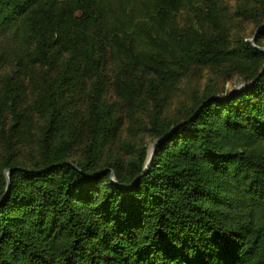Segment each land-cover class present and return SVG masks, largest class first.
<instances>
[{"label": "trees", "instance_id": "1", "mask_svg": "<svg viewBox=\"0 0 264 264\" xmlns=\"http://www.w3.org/2000/svg\"><path fill=\"white\" fill-rule=\"evenodd\" d=\"M236 2L230 21L218 0H0V264H264V26L232 27L262 25L264 0ZM183 5L204 31L178 33ZM115 62L116 95L153 103L146 168L145 145L102 162ZM191 65L245 85L160 122Z\"/></svg>", "mask_w": 264, "mask_h": 264}, {"label": "rangeland", "instance_id": "2", "mask_svg": "<svg viewBox=\"0 0 264 264\" xmlns=\"http://www.w3.org/2000/svg\"><path fill=\"white\" fill-rule=\"evenodd\" d=\"M218 1L220 5L223 6L224 15L227 17L226 19L231 21V13L234 11V7L237 4L236 0ZM142 15L143 13L139 10L135 13L136 17ZM175 24L178 28V33L191 31L188 30L189 28L204 31L206 27V25L194 15L193 11H188L184 5L176 14ZM232 27L234 33L242 34L249 40L257 29V26L252 22L246 21H239ZM1 51L2 49H0V52ZM169 58H171V56H169ZM13 64L14 59L7 58L2 64L0 63V65H2L1 71L4 73L11 72ZM115 70L116 62L106 65L105 79L107 83L104 93L107 101L112 106L110 109L115 112L118 119L114 121L116 127L112 134V138L103 149L102 162L104 164L115 161L123 168L124 164H127V162L134 157L135 153L142 145L146 147L147 159L151 153H153V142L155 140H153V137L148 131L153 128L151 121L154 116V108L152 101L147 96L144 106H142V102H136L138 107L135 108L133 102L130 104L128 103L130 102L129 99L116 95L113 86L110 85L116 74ZM181 77L182 78L175 83L174 88L165 92V99L162 101L161 113L158 119L160 122L170 120L168 124H171V122L180 117L182 109L189 106L195 96H202L207 88L212 89V91L216 93L223 94L225 92L235 91L239 88V84L242 83L238 80V76L229 75V72L225 70L223 66L191 65L187 73L182 72ZM31 87V84H29V91ZM76 107V122L82 124L85 118L83 104L78 102ZM130 110L138 114L137 120L128 115ZM141 118L144 119V124L141 123ZM111 174V177L114 178V172H111Z\"/></svg>", "mask_w": 264, "mask_h": 264}, {"label": "water", "instance_id": "3", "mask_svg": "<svg viewBox=\"0 0 264 264\" xmlns=\"http://www.w3.org/2000/svg\"><path fill=\"white\" fill-rule=\"evenodd\" d=\"M263 26H264V22H263L262 25H260V26L255 30L254 35H256V34L259 32V30H260ZM253 38H254V36L251 37L250 41H252ZM259 49L264 50L263 48H259ZM243 85H245L244 82L240 83V84H239V87H241V86H243ZM155 143H156V141L153 142V144H155ZM151 157H152V153H151V155L148 157V159H147V161H146V163H145L144 168H146L147 165L149 164V162H150V160H151ZM5 179H6V181H7V184H9V171H6V172H5Z\"/></svg>", "mask_w": 264, "mask_h": 264}]
</instances>
